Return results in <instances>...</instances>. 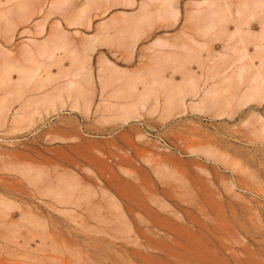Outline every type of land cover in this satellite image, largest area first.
<instances>
[{
    "label": "rangeland",
    "instance_id": "obj_1",
    "mask_svg": "<svg viewBox=\"0 0 264 264\" xmlns=\"http://www.w3.org/2000/svg\"><path fill=\"white\" fill-rule=\"evenodd\" d=\"M254 60L253 88L229 84L222 117L197 98L196 114L148 129L141 162L108 144L69 154L0 136V264H264V59Z\"/></svg>",
    "mask_w": 264,
    "mask_h": 264
},
{
    "label": "crops",
    "instance_id": "obj_2",
    "mask_svg": "<svg viewBox=\"0 0 264 264\" xmlns=\"http://www.w3.org/2000/svg\"><path fill=\"white\" fill-rule=\"evenodd\" d=\"M257 58L264 0H0V136L141 162L148 129L196 114L197 98L222 117Z\"/></svg>",
    "mask_w": 264,
    "mask_h": 264
},
{
    "label": "built area",
    "instance_id": "obj_3",
    "mask_svg": "<svg viewBox=\"0 0 264 264\" xmlns=\"http://www.w3.org/2000/svg\"><path fill=\"white\" fill-rule=\"evenodd\" d=\"M160 141L163 142V143H166L163 139L160 138Z\"/></svg>",
    "mask_w": 264,
    "mask_h": 264
}]
</instances>
